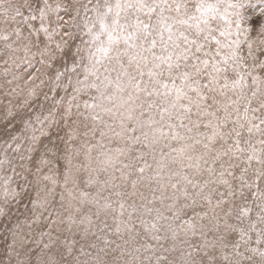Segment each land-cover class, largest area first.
<instances>
[{
  "label": "snow or ice",
  "instance_id": "obj_1",
  "mask_svg": "<svg viewBox=\"0 0 264 264\" xmlns=\"http://www.w3.org/2000/svg\"><path fill=\"white\" fill-rule=\"evenodd\" d=\"M0 264H264V0H0Z\"/></svg>",
  "mask_w": 264,
  "mask_h": 264
}]
</instances>
